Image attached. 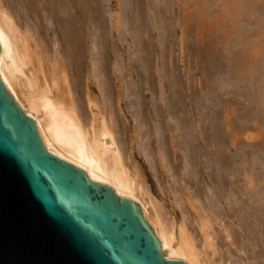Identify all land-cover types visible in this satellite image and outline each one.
I'll use <instances>...</instances> for the list:
<instances>
[{
    "label": "bare ground",
    "instance_id": "obj_1",
    "mask_svg": "<svg viewBox=\"0 0 264 264\" xmlns=\"http://www.w3.org/2000/svg\"><path fill=\"white\" fill-rule=\"evenodd\" d=\"M120 2L119 19L127 27L129 0ZM150 3H140L139 8L153 26L162 18V10ZM93 10L87 0H0V79L7 91L34 119L49 151L139 205L165 257L187 264H236L217 257L215 250L221 245L218 248L231 253L229 246H236L235 250L247 256L244 264H264V250L255 249L264 246V178L250 180L245 184L247 192H243V151L233 150L224 132L216 135L221 146L213 149L211 115L202 116L199 127L194 115L173 113L179 101L172 103L161 97V103L153 101L147 107L145 90L151 86L146 80L140 84L132 81V75L138 73L133 57L109 45L110 36L105 33L108 21L99 9ZM141 14L139 20L143 19ZM119 61L124 62L123 67ZM163 90L159 86V91ZM123 103L137 120L139 132L148 118L153 119L149 139L156 143L155 158L151 159L148 144L142 143L144 148L138 144L137 151L147 158L168 203H172L171 194L180 191L183 202L176 200L174 205L180 210V219L174 207L170 210L163 205L166 200L162 204L152 196L135 148L123 139L128 132ZM170 178L178 183L186 181L191 188L178 189ZM187 189H195V194ZM198 198L205 203L200 205ZM243 206L250 210L245 215L255 220L253 225L249 223L252 227L247 225L245 234ZM237 221L241 223L239 233L232 229Z\"/></svg>",
    "mask_w": 264,
    "mask_h": 264
},
{
    "label": "rangeland",
    "instance_id": "obj_2",
    "mask_svg": "<svg viewBox=\"0 0 264 264\" xmlns=\"http://www.w3.org/2000/svg\"><path fill=\"white\" fill-rule=\"evenodd\" d=\"M148 2H151L150 6H157L162 10V18L153 26L147 23L148 19L144 18L146 15L141 14L142 7L141 10L139 8L140 3L149 5ZM87 3L93 11L99 9L104 21H108L105 24V33L110 36L109 45L115 46L120 54L133 57L138 73L132 75V81L140 84L142 80H146L147 85L151 86L150 90H145L147 107L153 101L161 103L162 98L172 103L179 101L182 107L178 105L173 113L186 117L194 115L199 127L202 126L200 118L211 115L213 120L209 126L215 134V138L211 136L213 149L221 146V140L216 135L224 132L228 145L233 150L243 151V192H247V182L264 178V0H129L131 22L128 21L126 26L130 31L126 30L124 21L119 19L120 0H87ZM147 5L145 7H149ZM140 14L143 18L141 20ZM89 43L90 40L88 45ZM119 62L122 63L121 66L124 64ZM161 85L164 87L163 91H159ZM128 111L125 106L128 132L123 139L135 148L133 152L143 169L146 185L152 196L158 202L162 201V204L166 200L163 205L171 210L176 200L183 202L180 191L176 195L172 193V203H168L164 191L148 168L147 158L139 155L137 151L138 144L141 143L142 147V143L146 147L148 144L150 157L155 158L156 143L149 139L154 131L153 119L148 118L147 125L143 124L145 128L142 127L139 132L135 127L137 120ZM229 157L234 161V156ZM253 165L258 171L255 168L252 170ZM169 181L172 183L174 179L172 181L170 178ZM176 182L174 181V185H179L178 189L188 185L186 181ZM190 190L187 192L194 195L195 189ZM243 201H247L246 196H243ZM198 202L202 205L204 201L198 198ZM244 207L245 234L247 225L252 227L255 220L252 221L253 217L246 216L250 210ZM174 208L180 219V210ZM257 219L259 224L263 223L260 217ZM239 226L241 223L237 221L232 229L239 233ZM218 247L215 249L218 252L217 257L222 256L226 262L244 264L243 259L247 256L238 249L235 250L236 246H229L232 248L231 253H227L226 248ZM255 249L261 252L264 246Z\"/></svg>",
    "mask_w": 264,
    "mask_h": 264
},
{
    "label": "water",
    "instance_id": "obj_3",
    "mask_svg": "<svg viewBox=\"0 0 264 264\" xmlns=\"http://www.w3.org/2000/svg\"><path fill=\"white\" fill-rule=\"evenodd\" d=\"M0 264H187L139 205L43 144L0 79Z\"/></svg>",
    "mask_w": 264,
    "mask_h": 264
}]
</instances>
